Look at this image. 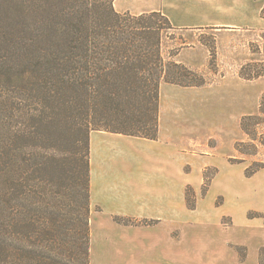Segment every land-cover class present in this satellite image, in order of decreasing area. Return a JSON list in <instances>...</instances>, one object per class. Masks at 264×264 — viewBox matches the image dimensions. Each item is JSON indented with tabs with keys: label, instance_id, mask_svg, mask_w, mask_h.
Listing matches in <instances>:
<instances>
[{
	"label": "trees",
	"instance_id": "trees-1",
	"mask_svg": "<svg viewBox=\"0 0 264 264\" xmlns=\"http://www.w3.org/2000/svg\"><path fill=\"white\" fill-rule=\"evenodd\" d=\"M113 1L5 0L15 8L16 26L7 42L0 37V127L7 133L0 140V264H89L90 133L156 141L161 83L206 85L198 72L162 56V34L172 27L160 12L118 13ZM245 69L241 78H256ZM25 94L35 100L33 113L12 131L15 112L26 114ZM263 116L260 107L258 115L241 117V133L253 140L251 126ZM59 134L70 137L73 148L67 186L58 174L53 137ZM51 135L53 153L43 154ZM244 146L235 142L240 158L229 161L252 159L244 171L249 177L264 163L256 147L250 153ZM210 180L204 175L203 190ZM191 191L184 198L188 209Z\"/></svg>",
	"mask_w": 264,
	"mask_h": 264
},
{
	"label": "rangeland",
	"instance_id": "rangeland-1",
	"mask_svg": "<svg viewBox=\"0 0 264 264\" xmlns=\"http://www.w3.org/2000/svg\"><path fill=\"white\" fill-rule=\"evenodd\" d=\"M144 1L154 2V0ZM221 1L224 0H215V2ZM230 3L229 11L214 12L223 20L228 18L235 23H242L243 26L222 31L194 29L187 32L175 31L172 28L162 34L161 53L163 57L166 53L174 54L186 44L197 42L208 51L206 67L201 71H195L204 77L206 85L200 88L177 90L178 92L174 94L162 91L159 101L161 110L159 119L161 118L165 138L172 145L176 143L177 149L182 150L179 161L182 163L183 193L185 196L186 192L191 194L189 188L192 190L194 199L190 200V204H194V207L188 209L184 199L182 205L178 202L175 210L172 209L166 218L124 221L134 227L132 239L135 251L133 256L129 253V256H132L130 264H222L213 261V250L214 246L222 243L224 239V234L220 229L225 227V219L219 223L214 222L218 213L214 208L220 207L223 196H215L210 200V197L214 195L213 189L211 196L208 197L210 182L219 173L218 166H208L201 172L202 179L206 175L211 180L205 190L203 186L202 188L197 186L198 195L190 185L185 184L186 179L194 181L196 175L198 177L203 160L197 156L202 150L212 149L214 159L221 165L222 170L241 168V175L246 181L255 179L245 183V188L248 190L254 188L255 184H251L252 182L256 181L255 186H259L264 181L262 172L264 169L252 176H245L244 171L251 165L252 159L245 162L229 161V159L240 158L234 151V144L242 141L245 143L243 150L251 153L255 152L256 147V159L264 163V145H262L264 143V116L263 123L255 126L254 129L251 126L254 130L253 140L240 132V119L235 116L238 112L245 113L243 116H256L259 114L260 107H264V19L260 17V9L264 5V0H230ZM138 12L140 11L124 13L137 16ZM15 22V8L12 5L8 6L5 0H0V37L3 41L7 42L9 39L7 33L15 30ZM1 45L3 44L0 43V63L5 55V51L1 50ZM244 67L246 68L245 75H257L256 78L251 80L241 78L239 73ZM221 84L235 87L222 89L219 86ZM229 98H232L234 104ZM237 98L245 100V104L242 103L240 106L235 100ZM34 102L31 95H23L21 103L26 106V114L15 112L13 118L10 119L14 126L12 131L16 129L17 123H25L27 117L32 115L33 110L31 109ZM1 117L0 113V121ZM6 138L7 133L4 130L1 131L0 127V140L4 141ZM51 138L52 135L49 142L45 144V149L42 150L43 154L53 153L51 147L54 145V139ZM53 138L57 140L58 145L55 149L57 157L62 162L58 173L60 183L67 186V159L73 152L71 138L62 134ZM127 144L136 152L143 148L137 139L131 138L127 140ZM162 145L163 143L156 144L155 147ZM148 154L142 151L139 158L142 163L151 164L152 170L154 166L164 163L159 158L156 159ZM214 170L216 172L213 176ZM157 211L158 209L152 205V215ZM96 224H98L97 221L92 225L95 229ZM90 242L93 254H95L96 244L100 242V239L93 235ZM261 264H264L263 258Z\"/></svg>",
	"mask_w": 264,
	"mask_h": 264
},
{
	"label": "crops",
	"instance_id": "crops-1",
	"mask_svg": "<svg viewBox=\"0 0 264 264\" xmlns=\"http://www.w3.org/2000/svg\"><path fill=\"white\" fill-rule=\"evenodd\" d=\"M230 6V0L221 2H215V0H154V2L114 0V10L118 13L140 11L138 12L140 15L160 12L175 31L183 32L194 29L222 31L243 26L242 23H235L228 18L223 20L214 12L229 11ZM207 12L210 14L208 15ZM205 13L207 15H204ZM169 54L166 53L164 58L194 71H201L206 67L208 51L199 42L186 44L174 52L172 57ZM219 86L222 89L235 87L224 84ZM186 89L192 88L161 84L159 101L162 91L174 94L178 92L177 90ZM235 100L240 106L242 103L245 104V100L242 101L240 98ZM231 103L234 104V101L231 100ZM243 115L245 113L235 114L239 119ZM159 120L156 141L101 131L90 133V238L96 235L100 242L96 244L95 254L90 242L89 264H130L132 260L130 257L135 251L132 239L134 227L132 224L117 221L166 218L172 209L175 210L178 202L182 205L184 201L182 163L179 161L182 150L177 149L176 143L172 145L166 140L161 118ZM128 138L137 139L143 146L141 151L136 152L133 148H129ZM160 143L163 145L155 147ZM142 151L146 154L151 153L148 155L159 158L164 163L154 166L152 170L151 164L140 161L139 156ZM200 153L197 157L203 162L199 168L198 177L196 175L194 181L186 179L185 184L190 185L198 195L197 186L199 188L203 186L201 172L208 166H218L219 173L210 182L208 197L211 196L213 189L214 195L210 197V200L215 196H223L220 207L214 208L218 212L214 222L219 223L225 219L226 223L225 227L220 229L224 234L223 242L214 246L213 261L222 264H261L262 258L264 259V181L259 186H255L256 181L252 182L251 184H255L254 188L248 190L245 188V183L251 182L253 178L246 181L241 175V168L222 170L221 165L214 159L212 149L208 148ZM262 172L264 174V171ZM152 205L158 209L153 215ZM250 212L257 213L260 217L250 218L248 217ZM96 221L99 225L96 224L95 229L92 225ZM129 253L132 256H129Z\"/></svg>",
	"mask_w": 264,
	"mask_h": 264
}]
</instances>
